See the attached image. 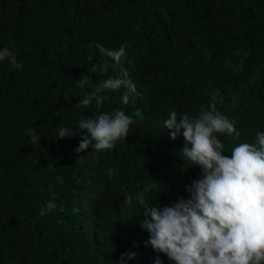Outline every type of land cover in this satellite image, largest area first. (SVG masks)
I'll use <instances>...</instances> for the list:
<instances>
[{
	"label": "trees",
	"instance_id": "trees-1",
	"mask_svg": "<svg viewBox=\"0 0 264 264\" xmlns=\"http://www.w3.org/2000/svg\"><path fill=\"white\" fill-rule=\"evenodd\" d=\"M97 45L125 55L117 65ZM4 47L23 68L0 62V264H174L146 246L136 197L162 210L202 178L182 132L164 127L173 111L198 118L215 103L240 132L217 134L224 155L264 134V0H0ZM108 78L136 92L80 104ZM117 110L133 120L128 136L77 153L91 139L80 121Z\"/></svg>",
	"mask_w": 264,
	"mask_h": 264
},
{
	"label": "clouds",
	"instance_id": "clouds-1",
	"mask_svg": "<svg viewBox=\"0 0 264 264\" xmlns=\"http://www.w3.org/2000/svg\"><path fill=\"white\" fill-rule=\"evenodd\" d=\"M97 47L117 65L125 55L124 47L118 50ZM6 59L12 68H23L22 63H17L15 53L8 47L0 48V62ZM77 83L83 87L89 83V77L83 75ZM122 86L136 92L131 81L108 78L80 104L87 107L95 101L99 108L104 101L103 90H118ZM122 102L128 104L127 93ZM132 123V118L123 110L83 119L78 127L86 130L91 139L82 137L75 151L82 153L89 145L96 151L111 150L117 141L128 136ZM164 127L173 140L182 132L186 144L181 151L192 166L202 169V178L186 186L189 199L180 198L162 210L152 204L148 206L143 192L137 195L139 204L145 206L140 227L149 233L146 246L165 254L174 264H264V134L257 133V143H239L230 156L224 155V144L217 134L239 138L240 132L234 121L217 111L215 103L210 105V110L201 109L198 118L187 114L178 118L173 111ZM73 135L68 128L58 130L61 139ZM32 142L40 143L39 137L32 134ZM54 208V202L49 201L47 209ZM44 214L42 209L41 215ZM137 255L135 252L122 254L121 262L125 257L134 259ZM155 264H162L159 257Z\"/></svg>",
	"mask_w": 264,
	"mask_h": 264
}]
</instances>
